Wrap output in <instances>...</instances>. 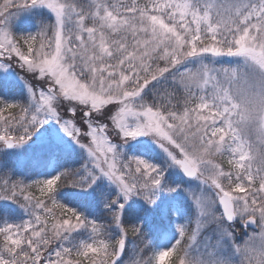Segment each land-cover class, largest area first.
Masks as SVG:
<instances>
[{"label": "snow or ice", "instance_id": "6c2138e0", "mask_svg": "<svg viewBox=\"0 0 264 264\" xmlns=\"http://www.w3.org/2000/svg\"><path fill=\"white\" fill-rule=\"evenodd\" d=\"M0 264H264V0H0Z\"/></svg>", "mask_w": 264, "mask_h": 264}, {"label": "rangeland", "instance_id": "374dc122", "mask_svg": "<svg viewBox=\"0 0 264 264\" xmlns=\"http://www.w3.org/2000/svg\"><path fill=\"white\" fill-rule=\"evenodd\" d=\"M253 139H254V137H253ZM251 231V230H250Z\"/></svg>", "mask_w": 264, "mask_h": 264}]
</instances>
